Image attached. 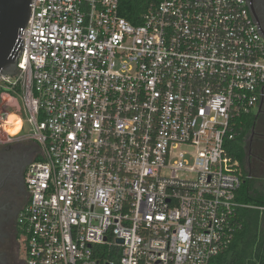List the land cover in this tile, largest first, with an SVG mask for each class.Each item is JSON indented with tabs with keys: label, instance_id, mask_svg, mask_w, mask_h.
<instances>
[{
	"label": "built area",
	"instance_id": "1",
	"mask_svg": "<svg viewBox=\"0 0 264 264\" xmlns=\"http://www.w3.org/2000/svg\"><path fill=\"white\" fill-rule=\"evenodd\" d=\"M29 7L21 71L0 75L8 107L24 104L15 135L0 112V145L39 151L17 218L24 262L215 264L249 208L224 144L264 100L250 0H158L139 24L119 0Z\"/></svg>",
	"mask_w": 264,
	"mask_h": 264
},
{
	"label": "flooded vegetation",
	"instance_id": "2",
	"mask_svg": "<svg viewBox=\"0 0 264 264\" xmlns=\"http://www.w3.org/2000/svg\"><path fill=\"white\" fill-rule=\"evenodd\" d=\"M250 11L264 36V0H250ZM257 110L247 135L258 155L250 152V144L246 152L245 137V157L247 165L255 160L264 168V100L257 103ZM37 152V144L30 140L0 145V264H24L25 239L17 218L29 198L25 170Z\"/></svg>",
	"mask_w": 264,
	"mask_h": 264
},
{
	"label": "trees",
	"instance_id": "3",
	"mask_svg": "<svg viewBox=\"0 0 264 264\" xmlns=\"http://www.w3.org/2000/svg\"><path fill=\"white\" fill-rule=\"evenodd\" d=\"M156 2L158 0H119V13L131 23L139 24L141 14L149 4ZM254 120L255 117L243 116L241 124L237 125L235 138L224 144L227 155L238 162L242 172V183L236 199L249 208L238 210L242 227L235 234L232 244L212 260L215 264H264V194L251 193L246 185L252 177L249 170L244 169L247 162L245 137Z\"/></svg>",
	"mask_w": 264,
	"mask_h": 264
},
{
	"label": "water",
	"instance_id": "4",
	"mask_svg": "<svg viewBox=\"0 0 264 264\" xmlns=\"http://www.w3.org/2000/svg\"><path fill=\"white\" fill-rule=\"evenodd\" d=\"M30 3L31 0H0L1 76H17L21 71L20 68L16 67L17 58L24 47L23 39H19V36L23 34L29 19ZM118 242L122 241L119 240ZM24 264L26 263L24 262Z\"/></svg>",
	"mask_w": 264,
	"mask_h": 264
},
{
	"label": "rangeland",
	"instance_id": "5",
	"mask_svg": "<svg viewBox=\"0 0 264 264\" xmlns=\"http://www.w3.org/2000/svg\"><path fill=\"white\" fill-rule=\"evenodd\" d=\"M10 103V108L8 107V98L6 95H2L1 97V94H0V112L2 111H9L11 114H15L17 115L19 118H22V111H23V108H24V104H23V101L22 99L17 96V95H14V98L11 99L9 101ZM257 108L254 109L251 113V118L255 117L257 115ZM30 133V126H28L26 123H24V126H23V130L21 132L22 135H26ZM247 137V143H246V152L249 148V144L251 146V149H250V152L256 154L254 152V147H253V143H251L248 138H249V135L246 136ZM253 149V151H252ZM258 155V154H256ZM255 161V160H254ZM253 160L250 161V163H246L245 165V170H249L250 172V175L252 177V180L250 181V183L246 186H249L250 187V191L251 193L254 195H258V194H264V168H262L261 164L259 162H254ZM264 196V195H263Z\"/></svg>",
	"mask_w": 264,
	"mask_h": 264
},
{
	"label": "bare ground",
	"instance_id": "6",
	"mask_svg": "<svg viewBox=\"0 0 264 264\" xmlns=\"http://www.w3.org/2000/svg\"><path fill=\"white\" fill-rule=\"evenodd\" d=\"M3 128L9 135H15L20 128V118L10 113L3 124Z\"/></svg>",
	"mask_w": 264,
	"mask_h": 264
}]
</instances>
